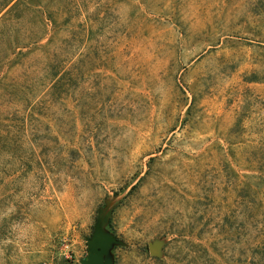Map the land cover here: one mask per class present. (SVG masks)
Segmentation results:
<instances>
[{"label": "rangeland", "instance_id": "rangeland-1", "mask_svg": "<svg viewBox=\"0 0 264 264\" xmlns=\"http://www.w3.org/2000/svg\"><path fill=\"white\" fill-rule=\"evenodd\" d=\"M101 211L113 264H264V0H0V264Z\"/></svg>", "mask_w": 264, "mask_h": 264}, {"label": "water", "instance_id": "water-1", "mask_svg": "<svg viewBox=\"0 0 264 264\" xmlns=\"http://www.w3.org/2000/svg\"><path fill=\"white\" fill-rule=\"evenodd\" d=\"M109 215L110 212L106 214L103 211L100 212L94 231L87 241V256L81 260V264H113V260L109 257V251L112 245L118 244L120 241L104 228ZM158 249L159 246L156 243L150 245L152 254H156Z\"/></svg>", "mask_w": 264, "mask_h": 264}]
</instances>
